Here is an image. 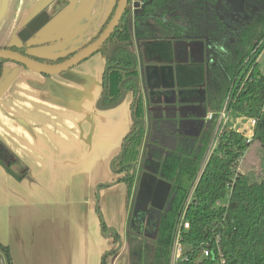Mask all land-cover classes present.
Returning <instances> with one entry per match:
<instances>
[{"label": "crops", "instance_id": "1", "mask_svg": "<svg viewBox=\"0 0 264 264\" xmlns=\"http://www.w3.org/2000/svg\"><path fill=\"white\" fill-rule=\"evenodd\" d=\"M114 2L0 0V47L19 46L27 23L44 13L46 23L27 38L28 53L53 59L76 51L98 33ZM177 60L175 55L172 62L138 61L144 141L148 119L154 143L153 123L164 125L173 106L182 107L176 120L202 119V129L206 113L214 112L195 114L191 95L179 105L166 97H146L150 90L176 87ZM104 71L102 52L50 76L12 61L3 64L0 141L18 160L12 172L23 175L17 179L0 164V243L12 264H102L106 254L109 264H130L125 236L132 191L127 201L123 173L112 163L133 122V94L101 106ZM193 125L183 122L182 131ZM0 264H5L2 255Z\"/></svg>", "mask_w": 264, "mask_h": 264}, {"label": "trees", "instance_id": "2", "mask_svg": "<svg viewBox=\"0 0 264 264\" xmlns=\"http://www.w3.org/2000/svg\"><path fill=\"white\" fill-rule=\"evenodd\" d=\"M141 1L143 4L135 12L133 24L123 16L104 42L105 49L120 43L127 46L130 53L119 45L105 56L102 83L106 85V92L100 105L108 107L120 99V84L125 92H132L135 96L132 107L135 121L124 137L121 157L112 163L113 170L123 173L121 180L126 186L127 201L134 183L132 165L136 169L141 164L144 169L171 183L166 207L156 215L150 231H143L136 211L131 217L132 223H127L125 238L130 264H169L173 226L207 150L215 117L206 123L198 137L177 136L175 149L164 151L155 146L154 141L142 158L145 126L139 121L145 120L146 105L143 93L140 89L136 93V83L129 78L130 75L138 76L136 67L129 71L136 59L134 49H138L142 59L147 61L172 62L174 40L196 41L197 52H190L187 60L175 64L180 95L201 96L203 115L206 110L219 111L226 101V109L255 118L251 142L257 141L264 150V70L255 62L261 48L252 53L264 36V0H255L254 7L244 4L239 16L225 9L227 0ZM114 8L115 5L89 42L103 30ZM5 48L43 63L61 62L77 51L45 59L27 54L25 45ZM5 61L0 59V76ZM180 114L183 113L179 111ZM195 114L201 112L196 109ZM249 144L242 134L227 127L222 129L187 210L190 230L184 241L192 245V252L188 260L178 264H217L215 252L197 260L200 244L210 238L211 230L220 234L223 264H264V179L249 182L246 173L238 177L224 217L222 210L213 206L224 193L235 160ZM17 161L0 141V164L6 172L20 179L23 175L11 170ZM0 255L5 264H12L7 246L1 243ZM107 255L102 264H109Z\"/></svg>", "mask_w": 264, "mask_h": 264}, {"label": "built area", "instance_id": "3", "mask_svg": "<svg viewBox=\"0 0 264 264\" xmlns=\"http://www.w3.org/2000/svg\"><path fill=\"white\" fill-rule=\"evenodd\" d=\"M258 48H261V49L255 59V62H258L259 55L261 53H264V36L258 42L256 47L253 49L252 53ZM251 69L252 68H250L249 71L247 72L246 78L249 76ZM213 118L215 119V121H214V126L212 128L213 130L212 137L208 144L207 150L200 161L196 177L192 185L188 189V192L183 202L182 208L180 209L176 217L174 226H173L169 264H178L179 262L186 261L190 258V254L192 252V245L185 243L184 241L185 235L190 230V222L187 218V210H188L189 204L191 203L193 199L194 192L198 184V181L200 179V176L202 175L205 169V166L209 160L210 155L213 153L214 149L216 148L217 141H218L219 135L221 134L222 129L227 127V128H230L242 134L245 139V142L248 144L251 142L253 138L254 127L256 124L255 118H252V117L250 118L240 113H236L232 110L226 109V101L223 107L219 111L206 113L205 120L209 121ZM246 151L247 150L243 151L239 155V157L235 160V163L232 168L233 174L231 175L230 179L227 181V184L224 189V193L213 204L215 208L222 210V217H224L225 212L228 208L232 189L236 183L237 178L245 174V171L242 169V163H243ZM102 232L105 233L104 231ZM214 252L216 255L215 258L217 260L216 261L217 264H223L225 260H224L223 251L220 246V234L216 233L214 230H211L210 238L207 240H204L200 244V254L199 255H202L204 258H207V257L212 256ZM199 259L201 258L197 257V260Z\"/></svg>", "mask_w": 264, "mask_h": 264}, {"label": "water", "instance_id": "4", "mask_svg": "<svg viewBox=\"0 0 264 264\" xmlns=\"http://www.w3.org/2000/svg\"><path fill=\"white\" fill-rule=\"evenodd\" d=\"M126 7H127V0H117L112 17L110 18L108 23L105 25L103 30L97 35V37L91 42H88L86 45L78 49L75 53H73L71 56H69L67 59L61 62L53 63V64L41 63V62H38L30 58L29 56L23 55L17 51H13L11 49L4 48V47H0V59L10 60L13 62L20 63L36 73L45 74V75L50 76V75H55V74L66 72L67 70L78 65L80 62H82L83 60H86L87 58H89L96 52H102L103 55L107 56L112 51V48H114L115 46H119V45L123 46L130 53L128 47L120 43L113 44L109 49H105L104 47V42L108 39V37L114 31L115 27L118 25ZM46 20H47V16L44 13H41L37 15L36 17H34L33 20L27 24L26 28L22 30V32L20 33V38L24 40L30 33H34L38 31L42 27V25L46 22ZM135 66H136L135 62H133L132 66L129 68V71L132 72L135 69ZM129 78H132L135 81L136 93H137L138 89L141 90V88L139 87V75L137 77L134 75H130ZM166 88L163 87L162 89H156L153 91L150 90V92H148V96L149 97H154V96L159 97L160 95L166 93ZM120 90H121V97L116 103H118L122 99V97L125 95V91L122 89L121 84H120ZM105 92H106V85L104 84L100 102L103 99ZM134 97H133V100H134ZM160 97L164 98V96H160ZM171 103L173 104L172 101ZM132 107H133V102H132ZM174 108L175 107L173 106L172 112H174L173 114H175V117H176V115H179L180 108L179 109L178 108L174 109ZM175 117H171V116L168 117L166 120H164L165 121L164 125L162 124L155 125V123H153V126H152L153 132L156 131L158 134L160 133L163 134V136H165L164 137L165 140H168L169 142H171L169 144L166 142L160 144L162 147H167V149H175L177 135L188 136V137H198L203 127L202 119H195V120L191 119V120L183 121V120H176ZM132 121H135L133 118V114H132ZM139 122L140 124L144 123L143 120H140ZM183 122L196 123V125H193V127H191L193 131H182ZM151 136H152L151 141L154 142L153 133L151 134ZM122 152H123V147H122L121 152L117 155V158L121 157ZM134 171H135V167L132 165L131 175H134ZM166 186H167V194H168V190H170V184L166 183ZM113 235L115 236V233H113ZM118 243L120 245L121 243L120 240H118Z\"/></svg>", "mask_w": 264, "mask_h": 264}, {"label": "rangeland", "instance_id": "5", "mask_svg": "<svg viewBox=\"0 0 264 264\" xmlns=\"http://www.w3.org/2000/svg\"><path fill=\"white\" fill-rule=\"evenodd\" d=\"M178 46L176 52L182 53L183 56L187 54V51L191 53L197 52V50L195 49L196 47L195 41L194 42L191 41L189 45L185 46V48H183V46H181L182 48ZM182 58L183 57L179 58L181 61L177 60V62L178 63L183 62ZM258 62L260 67L264 70V53H261L259 55ZM144 91L146 92L145 89ZM147 95L148 94L146 92V97ZM168 95H170L169 96L170 99L167 98ZM160 96H164V98L166 97L167 100H171L174 104L177 105H179L181 101L183 102V100L187 99L186 97L187 95H180V87L177 84L176 87H167L166 93ZM194 100L197 105V107L196 106L195 107L198 112L201 107L200 105H202L199 103L200 101L202 102L201 96L199 97L194 96ZM181 109L182 107H180L179 110L182 111ZM200 112L201 114L204 113L202 109ZM146 125H147L148 134L146 135L144 141V149L142 151V156H141L142 158L145 156V152L148 149V147H150V145L152 144L149 140V131L151 129V124L149 119ZM154 145L157 146L162 151L167 149L165 147H162L161 145H158L157 143L156 144L154 143ZM242 169L245 171L246 179L249 182L264 179V150L260 147L257 141H253L249 144L242 163ZM166 183H169L171 187L170 182L165 181L162 178H160L158 175L153 174L150 171L144 169L141 166V164H139L138 168L134 171L132 196L129 201L130 223H132L131 217H134L133 213L136 211L135 213L137 217L140 219V222L142 223L141 226L143 231L145 232L150 231V229L152 228V223L154 218L159 212H162L166 207L167 197L169 195V190L167 194ZM132 226L133 224L131 225V228ZM198 258H204V257L202 255H199Z\"/></svg>", "mask_w": 264, "mask_h": 264}, {"label": "flooded vegetation", "instance_id": "6", "mask_svg": "<svg viewBox=\"0 0 264 264\" xmlns=\"http://www.w3.org/2000/svg\"><path fill=\"white\" fill-rule=\"evenodd\" d=\"M116 2H117V0H115V2H114V5L116 6ZM142 4H143V2L141 1V0H127V7H126V9H125V11H124V13H123V15H122V17L123 16H125L127 19H129V23L132 25L133 24V18H134V14H135V12L138 10V9H140L141 8V6H142ZM244 4H247V5H251L252 7H254V5H255V0H227V3H226V7H225V9H227V10H229V11H231L232 13H236L238 16L239 15H241L240 14V11H241V8H242V6H244ZM115 9V8H114ZM112 10V9H111ZM111 12V11H110ZM114 12V11H113ZM112 17V16H111ZM121 17V18H122ZM33 20V19H32ZM31 20V21H32ZM121 20V19H120ZM31 21H29V22H31ZM47 21V20H46ZM28 22V23H29ZM120 22V21H119ZM27 23V24H28ZM46 23V22H45ZM44 23V24H45ZM43 24V25H44ZM119 24V23H118ZM42 25V26H43ZM27 26V25H26ZM26 28V27H25ZM116 28V27H115ZM35 33V32H34ZM31 34H33V33H30L29 35H31ZM112 34V33H111ZM28 35V36H29ZM28 36L23 40L22 39V43L19 45V46H17V45H12V46H15V47H22L23 45H25L26 46V53L27 54H29L28 53V46L26 45V42H27V38H28ZM109 38V37H108ZM194 42V40H185V41H181V40H174L173 41V46H174V43H175V47H176V49H177V46L178 47H181V46H183V48H185V46L186 45H189V43L190 42ZM196 42V41H195ZM197 47V46H196ZM195 47V49L197 50V48ZM5 48V47H4ZM182 48V47H181ZM187 48H189V47H187ZM80 49V48H79ZM129 49V48H128ZM130 51V50H129ZM192 51V50H191ZM18 52V51H17ZM134 52H135V56H136V59H135V67L137 68V70H138V61L139 60H142V56H141V53L139 52V50L138 49H134ZM20 53V52H19ZM190 52L189 51H187V54L185 55V57L182 55V53H178L179 54V56L176 54V52H175V55L177 56V59L179 60V61H181L179 58H181V56L180 55H182V59L184 60V59H188V57H189V54ZM22 54V53H21ZM24 55V54H23ZM29 55H31V54H29ZM175 55H174V58H175ZM27 56V55H26ZM32 56H34V55H32ZM34 57H37V56H34ZM31 58V57H30ZM38 58H41V57H38ZM32 59H34V58H32ZM45 59H51V58H45ZM54 59V58H53ZM67 59V58H66ZM35 60V59H34ZM65 60V59H64ZM6 61H10V60H6ZM36 61H38V60H36ZM84 61V60H83ZM13 62V61H12ZM38 62H40V61H38ZM177 62V61H176ZM15 63H17V62H15ZM41 63H43V62H41ZM58 63V62H57ZM81 63V62H80ZM79 63V64H80ZM17 64H19V65H22V64H20V63H17ZM45 64H53V63H45ZM176 64V63H175ZM175 64H174V70H175ZM22 66H24V65H22ZM25 67V66H24ZM27 68V67H26ZM64 73V72H63ZM42 75H45V74H42ZM45 76H49V75H45ZM169 96L170 95H168L167 96V98H169ZM170 99V98H169ZM183 131H193V129L191 128V127H186V128H184L183 129ZM155 132V133H154ZM154 132H151V134L153 133V138H154V136H155V138H154V141L155 142H160V143H162V142H166V140H165V138L163 137V134H158L156 131H154ZM157 134V135H156ZM168 143V142H167ZM169 144V143H168ZM139 166V165H138ZM138 166H137V168H138ZM136 168V169H137ZM135 169V170H136ZM134 176V175H133Z\"/></svg>", "mask_w": 264, "mask_h": 264}]
</instances>
